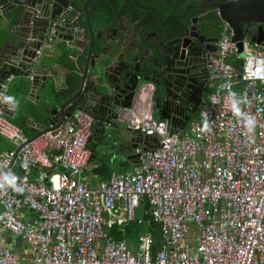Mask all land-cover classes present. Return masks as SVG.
I'll use <instances>...</instances> for the list:
<instances>
[{
	"label": "built area",
	"instance_id": "1",
	"mask_svg": "<svg viewBox=\"0 0 264 264\" xmlns=\"http://www.w3.org/2000/svg\"><path fill=\"white\" fill-rule=\"evenodd\" d=\"M242 44L238 54L230 27H222L207 66L213 89L188 131L171 133L149 106L124 112L129 126L159 145L136 148L129 172L93 187L82 176L91 115L76 110L28 137L4 115L12 75L5 76L0 135L12 145L0 149V264H264V51ZM143 199L161 244L145 233L132 250L111 238L106 218L122 209L134 221ZM4 233L20 235L27 253L15 252Z\"/></svg>",
	"mask_w": 264,
	"mask_h": 264
},
{
	"label": "water",
	"instance_id": "2",
	"mask_svg": "<svg viewBox=\"0 0 264 264\" xmlns=\"http://www.w3.org/2000/svg\"><path fill=\"white\" fill-rule=\"evenodd\" d=\"M197 1L199 4H188L180 15H167L162 24L171 18L177 20L187 15L190 9H211L221 23L230 27L238 54L242 51L243 41L264 47V0ZM90 2L86 0L80 9L70 0H0V13L13 16L18 22L17 28L20 27V32L24 34L16 37L15 43H5L0 50V82L6 75L19 74L26 78L29 92L38 85L45 88L50 74L45 73L46 68L42 61L37 60L39 56L35 51L49 42L46 39L53 34L59 41L57 53L72 59L67 74L79 73L80 70L76 91L61 105L58 114L68 110L65 115L72 117L74 109H78L91 115L92 125L87 137L91 153L88 162H99L103 173L107 163L121 165L123 157L126 160L138 158L136 148L143 150L159 145L156 136L146 135L123 121L122 114L131 109L138 99L148 96L151 112L155 117L167 120L171 133L184 129L191 114L199 108L203 98L202 88L208 81L199 62L192 59L193 43L200 45L196 35L199 26L194 23L200 19L199 25L205 30L219 23L210 20V11L193 16L190 25H181L182 34L174 39L176 47L167 50V56L162 55L163 65H156L151 62L155 48L150 45L153 37H159L155 31L145 36L136 32L134 40L128 41L127 34L121 32V17L118 16L117 26L107 27L106 33L101 32L105 24H100L101 30L95 33L88 14ZM154 11L160 22L159 12ZM80 13L84 15L86 26L79 20ZM110 30L112 33H109ZM14 35L18 36L16 30ZM79 60L83 61L82 67H79ZM38 65L42 67V72ZM237 77L240 78L239 72ZM54 112L56 115L57 111ZM59 120L61 122L62 118ZM96 135L99 136L100 150L90 143ZM127 141L129 148L125 145ZM127 150L131 153L125 155ZM108 155L110 157L106 162ZM140 230L135 229L136 232ZM5 239L12 243L14 251L20 256L27 253L20 235L7 233Z\"/></svg>",
	"mask_w": 264,
	"mask_h": 264
},
{
	"label": "crops",
	"instance_id": "3",
	"mask_svg": "<svg viewBox=\"0 0 264 264\" xmlns=\"http://www.w3.org/2000/svg\"><path fill=\"white\" fill-rule=\"evenodd\" d=\"M81 16L83 18L82 22L84 21L83 22L85 23L84 26H86L84 15L81 14ZM113 20L114 19L111 20L112 22H109V20L107 21L109 23L116 22V24L104 23L105 25L104 24L103 25L105 27L102 30L100 28V25L98 26V24L91 21L92 29L95 33L99 32L100 30L101 32L107 33V27H115L118 25L117 19L115 18V21ZM120 20L122 23L121 32L127 34L128 41L134 40L136 22L131 21L130 18L125 15H122ZM225 25L227 24L222 23V27ZM17 26H18V22L13 16L7 17V16H3L0 13V50L4 48L5 43H7V45H8V42L15 43L17 39L16 37H21L22 35H24L23 33L20 32V27L17 28ZM15 30L18 33V36L14 35ZM109 33H112V31L110 30ZM137 33H139L142 36L140 32H137ZM51 37H52L51 41L45 42L44 46L41 47V54L37 59L43 62L46 68L45 73L50 74L47 76V80L45 81L46 83L45 88H42L40 85H38L37 87H34L31 92H29L30 86L28 83H26V78L22 77L19 74H12L13 76L8 81V84H7L6 107H5L6 113H4V115L13 124L22 128V130L27 136L37 135L39 132L47 128L56 127L58 126L59 123H62L66 119L70 118V116L65 115V113H69L68 110H63L62 115L58 114V112L61 108V105L65 103V100L68 99V97L73 92L76 91L78 80L80 77L79 75L80 70H79V73L77 72L78 74L77 81L73 87V90L70 91L66 87L65 78H66L68 69L70 68V66H72L71 64L72 59L62 57L60 52L57 53L56 46L59 43V41L58 39H56V37L53 34H51ZM46 41H48V39H46ZM261 47L264 51V47L263 46ZM82 63L83 61L79 60V65H81V67H82ZM38 66H39L38 68L39 71L42 72V67L40 65ZM72 69L74 68L72 67ZM75 69L77 70V68ZM41 83L43 84V82ZM206 88H207V91H206L207 93L212 91L213 89L212 85L210 84L209 86H206ZM207 93L205 95H207ZM205 95L203 97H205ZM145 106L150 107L148 97L145 100H142L139 106L128 109L127 111L133 114V109H137L136 114H138L141 109L146 108ZM54 110L57 111L56 115L54 114L55 113ZM76 110L78 109H74V111L72 112V115L75 113ZM198 110L199 108H197L195 113L191 114V118L196 116V114L198 113ZM129 112L127 113L130 114ZM61 118L62 120L61 122H59L60 121L59 119ZM56 119H58L59 121ZM123 121L126 123L125 120ZM188 130H189V122L185 125L182 131H188ZM97 137L99 136L98 135L94 136L90 143L94 144V147L97 150H100L99 140H97ZM149 142L151 144H154L153 141H149ZM128 144L129 142L127 141L125 145L128 146ZM11 145L12 143L10 141L5 140L0 135V149L2 150L8 149ZM138 146L140 147L141 145H138ZM129 153H131V150H127L125 152V155H128ZM90 154L91 153L89 150L88 157L90 156ZM109 157L110 155H108L107 159L105 160L106 162H108ZM138 161L139 159L137 157L130 158L129 160H126L123 157L121 160V165H118V164L113 165V164L107 163L102 173V170H101L102 168H101L100 163L97 161L88 162V158H87L86 164L83 167V175H82L83 182L88 187L96 186L97 183L102 178L110 176L111 174H116L118 172H129L131 169V166L137 163ZM135 211L137 215L134 216L133 222L130 221L131 223H129L128 220L126 219L125 213L122 209L118 213L109 215L106 218V228L111 238H113L114 240L127 241L132 250H137L139 248L141 237L146 233L143 230L145 222L146 221L153 222L150 216V205L146 199H143L140 201L139 206L136 208ZM136 228H139L141 230L136 232L135 231ZM149 235H151L154 239L155 248L158 247L161 244V238H160L159 231L157 232L156 236H153L152 234H149ZM3 237L5 239V237H7V234H3Z\"/></svg>",
	"mask_w": 264,
	"mask_h": 264
},
{
	"label": "trees",
	"instance_id": "4",
	"mask_svg": "<svg viewBox=\"0 0 264 264\" xmlns=\"http://www.w3.org/2000/svg\"><path fill=\"white\" fill-rule=\"evenodd\" d=\"M137 2H134V0H91V2L88 5V14L92 22H95L98 24H116L109 23L112 22L111 20L115 18L117 19L118 16L122 17V15H125L130 18L131 21L136 22L135 25V33L140 32L142 36H145L148 31H151L152 29H158L159 24L157 21V15L155 11L152 8H143L140 5L143 6H150L154 7L158 10L161 17L165 18L169 13H183L185 11L186 4L188 2H191L192 0H136ZM195 1V0H194ZM74 5H76L78 8L82 9L86 0H70ZM138 3L140 5H138ZM197 12H193V14H196ZM81 16V14H80ZM79 16V20L82 22V16ZM210 20L219 23L218 25V31L220 33L222 28V23L219 21L216 13L211 12L209 14ZM187 17H184L183 22H188ZM109 20V22L107 21ZM84 22V21H83ZM82 22V23H83ZM91 22V23H92ZM168 22L169 25L163 27L162 33H166L169 31L175 32L179 29V19H170ZM81 23V24H82ZM83 26L85 23L82 24ZM231 62L236 70L241 69V59L239 57H235L234 59H231ZM81 67V65H79ZM78 74L74 72H69L66 75L65 81H66V87L72 91L73 87L77 81ZM156 225V223H154ZM158 227V225H156ZM142 227V226H141ZM152 229L153 233H151L153 236L157 235L158 228Z\"/></svg>",
	"mask_w": 264,
	"mask_h": 264
},
{
	"label": "flooded vegetation",
	"instance_id": "5",
	"mask_svg": "<svg viewBox=\"0 0 264 264\" xmlns=\"http://www.w3.org/2000/svg\"><path fill=\"white\" fill-rule=\"evenodd\" d=\"M188 4L197 5L199 3L197 0H195V1L192 0L191 2H188L186 4V6ZM148 7H150V6H148ZM151 8L153 10L156 9L154 7H151ZM206 11L211 12L212 10L211 9H201V8L190 9V11L187 15L178 18L179 19V23H178L179 29L176 30L175 32H173V31L166 32L165 34L162 33L161 31H162L163 27H165L166 25L168 27V25L170 23L168 21L170 19L165 24H162V21H164L165 18L164 17L162 18L160 15L161 21L159 22V20L157 19L158 24H159V28L158 29H152L151 31H148V32L155 31L157 33V35L159 36L156 39H155V37H153V39L150 40V45L155 48V51H154V54L152 55V60H151L152 64L163 65V57L167 56V50H170L171 47L172 48L176 47L177 43H176V40H174V39L182 34L183 29L181 28V25L186 24L183 22L184 17L189 18L187 24L190 25L191 24L190 18H192L195 15H201L202 13H204ZM193 12H197V13L193 14ZM171 14L180 15L181 13H171ZM199 20L197 23H194V25L199 26V32H197L196 35L200 41V45L193 43L192 59L194 62H199L198 64H200L199 66L203 70V76L208 78L207 66H208L211 54L216 49V42H217L218 37H219V31H218V26L211 28V29H208V30L201 29V25H199L200 24ZM163 54H164V56H162ZM206 84H205L206 86H209V84H210L209 80L207 81ZM205 85L202 88L203 96L207 93L206 92L207 88ZM151 91H153V88L151 89Z\"/></svg>",
	"mask_w": 264,
	"mask_h": 264
},
{
	"label": "rangeland",
	"instance_id": "6",
	"mask_svg": "<svg viewBox=\"0 0 264 264\" xmlns=\"http://www.w3.org/2000/svg\"><path fill=\"white\" fill-rule=\"evenodd\" d=\"M5 107H6V105L4 106V110H5ZM7 118V117H6ZM8 119V118H7ZM9 120V119H8ZM11 122V121H10ZM122 125L124 126V124L122 123ZM124 131V130H123ZM26 135V134H25ZM27 136V135H26ZM35 136V135H34ZM28 137H32V136H28ZM5 139V138H4ZM6 140V139H5ZM151 228L152 229H155L156 228V225L153 223V222H149V221H146L145 222V225H144V227H143V230L146 232V233H148V234H151V233H153V231L151 230ZM112 230V229H111ZM4 234H7V233H4ZM24 247H25V249H26V251H27V246L26 245H24Z\"/></svg>",
	"mask_w": 264,
	"mask_h": 264
},
{
	"label": "clouds",
	"instance_id": "7",
	"mask_svg": "<svg viewBox=\"0 0 264 264\" xmlns=\"http://www.w3.org/2000/svg\"><path fill=\"white\" fill-rule=\"evenodd\" d=\"M12 75V74H11ZM13 76V75H12Z\"/></svg>",
	"mask_w": 264,
	"mask_h": 264
}]
</instances>
